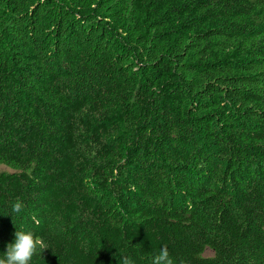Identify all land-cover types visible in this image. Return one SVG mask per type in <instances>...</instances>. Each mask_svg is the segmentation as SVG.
<instances>
[{"label": "trees", "instance_id": "obj_1", "mask_svg": "<svg viewBox=\"0 0 264 264\" xmlns=\"http://www.w3.org/2000/svg\"><path fill=\"white\" fill-rule=\"evenodd\" d=\"M0 165V258L264 264V0H0Z\"/></svg>", "mask_w": 264, "mask_h": 264}, {"label": "clouds", "instance_id": "obj_2", "mask_svg": "<svg viewBox=\"0 0 264 264\" xmlns=\"http://www.w3.org/2000/svg\"><path fill=\"white\" fill-rule=\"evenodd\" d=\"M21 205L16 203L13 210L18 212ZM38 249H45V243L40 237L34 236L32 232L16 231L15 240L7 245V250L0 258V264H30ZM124 264H132L128 259ZM151 264H173L167 247L160 249L159 254L154 255Z\"/></svg>", "mask_w": 264, "mask_h": 264}, {"label": "rangeland", "instance_id": "obj_3", "mask_svg": "<svg viewBox=\"0 0 264 264\" xmlns=\"http://www.w3.org/2000/svg\"><path fill=\"white\" fill-rule=\"evenodd\" d=\"M6 172H10V170L6 166L0 165V174Z\"/></svg>", "mask_w": 264, "mask_h": 264}]
</instances>
